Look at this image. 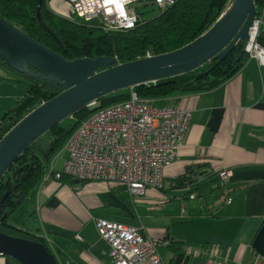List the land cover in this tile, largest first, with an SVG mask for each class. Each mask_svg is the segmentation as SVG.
<instances>
[{
    "label": "crops",
    "instance_id": "0c3cea01",
    "mask_svg": "<svg viewBox=\"0 0 264 264\" xmlns=\"http://www.w3.org/2000/svg\"><path fill=\"white\" fill-rule=\"evenodd\" d=\"M44 1L58 15L67 9L64 0ZM10 72L12 77L0 75V90L7 80L25 91L10 105L0 106V119L26 92V85ZM162 99L189 109L192 116L177 158L163 169L160 187L133 195L125 185L106 181H63L52 174L39 182L30 216L37 226L31 227L58 264H110L96 218L141 226L163 242L159 253L166 264H203L208 256L264 264L251 246L264 221V66L247 58L213 89ZM61 152L65 158L63 148ZM58 154L49 171L61 168ZM222 169L231 171L226 181L218 175ZM192 171L198 175L188 177ZM214 188L230 193L205 202L203 193ZM171 241H181L177 251L173 247L178 244ZM0 264L18 263L0 256Z\"/></svg>",
    "mask_w": 264,
    "mask_h": 264
},
{
    "label": "trees",
    "instance_id": "16d2710c",
    "mask_svg": "<svg viewBox=\"0 0 264 264\" xmlns=\"http://www.w3.org/2000/svg\"><path fill=\"white\" fill-rule=\"evenodd\" d=\"M228 0H177L159 12L147 2L140 8L141 20L133 28L104 31L80 21H70L47 8L44 0H0V16L20 27L66 60L74 58L111 56L115 63L127 62L175 50L204 33L220 16ZM262 0H255L258 13ZM43 25H42V23ZM256 40L264 45V28ZM244 41L222 60L211 59L194 70L134 85L141 97L164 98L173 94L195 93L213 89L235 74L247 60ZM0 65L15 73L26 85L25 94L0 119V138L6 131L43 101L62 91V86L50 79L29 76L8 66L2 58ZM210 69V70H209ZM207 70L208 73H205ZM35 72V71H34ZM127 88L106 94L97 99L93 108L82 107L35 139L11 164L0 178V231L9 235L43 242L36 236L28 219L33 214L36 188L49 171L51 159L60 151L78 124L96 108L124 100ZM62 175L59 180L68 181ZM178 180L181 182L182 177ZM203 193L205 202L228 195L223 188ZM17 214V215H16ZM210 215V214H209ZM178 244L181 241H171ZM14 260V259H13Z\"/></svg>",
    "mask_w": 264,
    "mask_h": 264
},
{
    "label": "built area",
    "instance_id": "2783aa9c",
    "mask_svg": "<svg viewBox=\"0 0 264 264\" xmlns=\"http://www.w3.org/2000/svg\"><path fill=\"white\" fill-rule=\"evenodd\" d=\"M135 1L64 0L67 9L61 16L104 31L126 30L141 20L139 11L127 9ZM176 1L147 0V3L162 12ZM261 27L264 28L262 7L256 11L243 49L247 58L264 66V45L256 40ZM127 91L126 99L96 108L78 124L63 146L66 156L61 168L53 172L54 179L64 175L77 181L119 183L133 195L162 185L163 169L177 158L192 112L167 104L162 98L141 97L133 86L127 87ZM96 105L97 99L85 107ZM218 175L226 181L231 171L222 169ZM94 225L108 244L110 264H166L159 253L163 242L145 234L141 226L107 218H96ZM203 264L234 263L208 256Z\"/></svg>",
    "mask_w": 264,
    "mask_h": 264
},
{
    "label": "water",
    "instance_id": "95a60500",
    "mask_svg": "<svg viewBox=\"0 0 264 264\" xmlns=\"http://www.w3.org/2000/svg\"><path fill=\"white\" fill-rule=\"evenodd\" d=\"M255 14V0H228L218 19L192 41L166 53L122 63H115L111 56L66 60L0 16V58L15 70L53 80L63 88L0 138V178L35 139L90 101L129 86L194 70L211 59L219 62L249 38ZM192 175L198 173L192 171L188 177ZM251 246L264 258V221ZM0 256H8L18 264H58L43 242L2 231Z\"/></svg>",
    "mask_w": 264,
    "mask_h": 264
},
{
    "label": "rangeland",
    "instance_id": "374dc122",
    "mask_svg": "<svg viewBox=\"0 0 264 264\" xmlns=\"http://www.w3.org/2000/svg\"><path fill=\"white\" fill-rule=\"evenodd\" d=\"M146 2H147V0H136L134 3L127 5V9L132 8L138 12V11H140V8ZM261 7H263V5ZM3 68L1 67L0 75H2V77H12V73L10 71H7L6 68L5 69H3ZM24 91H25V87L22 86L21 84L11 83V82L9 83L7 80H3V83L1 84V90H0V106L2 107V105H10ZM61 150L58 151L59 152L58 157L63 158V156H62L63 152H61ZM59 169H60V167L58 168V170ZM27 219H28V223H30V225L33 224L35 227L37 226L36 223L32 220V218H27Z\"/></svg>",
    "mask_w": 264,
    "mask_h": 264
},
{
    "label": "bare ground",
    "instance_id": "6f19581e",
    "mask_svg": "<svg viewBox=\"0 0 264 264\" xmlns=\"http://www.w3.org/2000/svg\"><path fill=\"white\" fill-rule=\"evenodd\" d=\"M226 9H227V8H226ZM226 9H225V10H226Z\"/></svg>",
    "mask_w": 264,
    "mask_h": 264
}]
</instances>
